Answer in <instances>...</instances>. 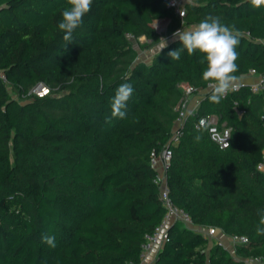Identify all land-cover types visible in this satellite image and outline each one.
<instances>
[{"label": "trees", "instance_id": "16d2710c", "mask_svg": "<svg viewBox=\"0 0 264 264\" xmlns=\"http://www.w3.org/2000/svg\"><path fill=\"white\" fill-rule=\"evenodd\" d=\"M67 0H0V264H140L141 247L165 215L150 155L169 142L177 113L165 100L198 90L206 67L178 39L149 64L132 63V40L159 42L179 20L167 0H93L91 11L63 40ZM207 16L238 32V80L264 74V5L246 0H190L186 27ZM164 23V24H163ZM169 32V33H170ZM134 91L126 118L111 117L119 85ZM38 85L48 94L32 93ZM62 92L70 100L56 97ZM210 92L188 116L166 171L172 202L195 227L245 236L240 258H264L257 235L264 211L263 94L249 86L211 103ZM181 100V99H180ZM237 103V106H235ZM242 110L239 115L238 111ZM231 128L227 149L213 143L198 117ZM199 137V139H197ZM56 237V246L42 241ZM198 249V251H197ZM155 264H245L201 232L176 222Z\"/></svg>", "mask_w": 264, "mask_h": 264}, {"label": "clouds", "instance_id": "9594fccd", "mask_svg": "<svg viewBox=\"0 0 264 264\" xmlns=\"http://www.w3.org/2000/svg\"><path fill=\"white\" fill-rule=\"evenodd\" d=\"M254 7L264 5V0H246ZM69 5L62 12V20L58 22V29L63 33V40L71 42L74 31L83 23V17L91 11L93 0H67ZM178 39L183 48L172 50L168 53L171 60H179L181 52L186 50L188 55L196 52L202 54L201 63L206 67L202 79L208 82L211 103H219L230 91L237 88L239 54L236 48L239 44L238 32L234 27L221 23L219 17L207 16L198 24L187 30H177L172 34ZM168 47L166 38L160 39L158 51ZM133 87L129 83H122L117 88L111 100V117L126 118L127 101L133 94ZM199 139V137H197ZM260 225H264V211L259 213ZM257 235H264V227H257ZM42 241L50 247L56 246L54 235H45ZM198 251V249H197Z\"/></svg>", "mask_w": 264, "mask_h": 264}, {"label": "built area", "instance_id": "2783aa9c", "mask_svg": "<svg viewBox=\"0 0 264 264\" xmlns=\"http://www.w3.org/2000/svg\"><path fill=\"white\" fill-rule=\"evenodd\" d=\"M189 1L190 0H167V7L173 11L174 16L177 20H179L181 25L185 24L186 4ZM0 78L3 83H7L3 74L0 75ZM249 79L253 81L249 82ZM237 84V88L230 91L228 94L238 92L244 86H249L251 93L264 95V74H257L254 70H251L246 76L239 79ZM181 87L183 90V96L176 107L177 118L175 128L172 131V136L167 145H165L160 152L153 151L150 155V167L155 171L153 183L159 189V198L165 209V215L160 224L155 228L153 234L146 236V241L141 247L139 257L140 264H155L157 253L166 241V232L172 224L178 222L186 228L195 230V226L193 225L189 214L181 208L175 206L172 202L167 184L166 171L172 158L171 148L179 142V139L182 136L183 126L188 116L197 110L200 101L208 92H210V89L208 85L203 90H198L197 88L187 84H183ZM32 93L41 97L48 94V88L43 85H38L32 90ZM193 100L195 101L194 104L192 102ZM235 106H237V103H235ZM261 112L264 115V104L261 108ZM238 114L241 115L242 110H239ZM194 126L196 130L206 129L210 140L221 150L229 147L231 128L227 127L225 124L218 125L216 117H198ZM258 169L264 173V156L263 161L258 165ZM198 232H201L205 237H207L209 243L211 242V238L217 235V231L211 227ZM228 239L231 244L243 246L248 243V239L245 236L235 235ZM249 264H264V262L258 258L250 260Z\"/></svg>", "mask_w": 264, "mask_h": 264}, {"label": "rangeland", "instance_id": "374dc122", "mask_svg": "<svg viewBox=\"0 0 264 264\" xmlns=\"http://www.w3.org/2000/svg\"><path fill=\"white\" fill-rule=\"evenodd\" d=\"M185 24L181 25L180 22L177 23L176 26H173V30L170 32L166 29L167 27H165V25H157L156 24V28L157 31L159 33V35L161 36V38H166L168 43L173 40V36L172 34L174 32H176L177 30H187L191 27H186V20L184 21ZM164 24V23H163ZM170 32V33H169ZM160 44L159 42L156 43H152L150 44L149 41L145 40L143 37L139 38L138 40H132V45H133V54L131 55L130 59L132 60L133 65L137 64V63H145V64H149L154 56V54L158 51V46ZM70 95H68V93L66 92H62L60 94H56V97H60L63 98V100L65 101H69L70 100ZM181 99V95H174L171 96L168 100H165V104L166 106L171 110V112H168V115L166 114V116L170 117L175 115L176 112V107L178 106V103L180 102ZM176 122V121H175ZM174 130V128H173ZM217 231V235L213 238H211V242H210V246L214 245L216 242L220 243L222 248H225L226 250H228V252L230 253V255L232 256V258H234L235 260H244L245 264H249V261L252 260L251 258H240L239 256H237V250L240 248L238 247L237 244H231L229 239V236H224L221 231L216 230ZM220 234L224 237L223 239L220 238ZM261 259V258H260ZM264 262V258L261 259Z\"/></svg>", "mask_w": 264, "mask_h": 264}, {"label": "crops", "instance_id": "0c3cea01", "mask_svg": "<svg viewBox=\"0 0 264 264\" xmlns=\"http://www.w3.org/2000/svg\"><path fill=\"white\" fill-rule=\"evenodd\" d=\"M251 81H253V80L249 79V82H251ZM192 102L194 104L195 101L193 100ZM202 230H204V229L200 228V227H195V231H202ZM220 238L223 239L224 237L220 234Z\"/></svg>", "mask_w": 264, "mask_h": 264}]
</instances>
